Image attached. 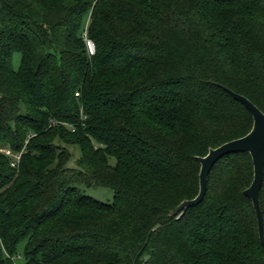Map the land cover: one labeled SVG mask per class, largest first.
Instances as JSON below:
<instances>
[{
  "label": "trees",
  "instance_id": "16d2710c",
  "mask_svg": "<svg viewBox=\"0 0 264 264\" xmlns=\"http://www.w3.org/2000/svg\"><path fill=\"white\" fill-rule=\"evenodd\" d=\"M225 87L264 112V0H0V264H264L249 152L173 214L253 126Z\"/></svg>",
  "mask_w": 264,
  "mask_h": 264
},
{
  "label": "water",
  "instance_id": "95a60500",
  "mask_svg": "<svg viewBox=\"0 0 264 264\" xmlns=\"http://www.w3.org/2000/svg\"><path fill=\"white\" fill-rule=\"evenodd\" d=\"M225 89L251 111L254 119L253 126L244 136L229 140L217 147H212L206 155L198 156L201 163L199 193L194 198L184 199L173 214L181 213L184 209L197 205L204 199L208 189L210 172L219 159L232 152H249L254 164V178L251 185L244 192L253 202L258 218L259 236L264 245V221L260 204V191L264 180V112L245 95L228 87H225Z\"/></svg>",
  "mask_w": 264,
  "mask_h": 264
},
{
  "label": "rangeland",
  "instance_id": "374dc122",
  "mask_svg": "<svg viewBox=\"0 0 264 264\" xmlns=\"http://www.w3.org/2000/svg\"><path fill=\"white\" fill-rule=\"evenodd\" d=\"M13 61H14V66L16 68H19V66L21 64L20 52L16 51L14 53V60ZM66 146L72 152V158H71L69 164L74 166V165H76L77 159L81 156V149H80L79 145H77V144H67ZM115 161H116L115 158L111 159L112 163H115ZM81 189L86 194L93 196L95 198H98L102 201L112 202L114 200L115 192H114V189H112L110 187H105V186H89L88 187L85 185H81ZM14 260H15V264H26V257H25L23 246L20 247V252L18 255L15 256Z\"/></svg>",
  "mask_w": 264,
  "mask_h": 264
},
{
  "label": "built area",
  "instance_id": "2783aa9c",
  "mask_svg": "<svg viewBox=\"0 0 264 264\" xmlns=\"http://www.w3.org/2000/svg\"><path fill=\"white\" fill-rule=\"evenodd\" d=\"M85 41H86L88 50L90 52H94L95 48H96L95 42L86 33H85ZM1 150L3 152H5L6 154L13 156L15 158V161L13 162L14 165L18 164V162L20 161V158H21V152L16 153L11 148H8V147H3V148H1Z\"/></svg>",
  "mask_w": 264,
  "mask_h": 264
}]
</instances>
